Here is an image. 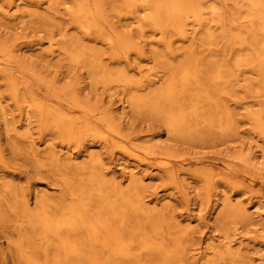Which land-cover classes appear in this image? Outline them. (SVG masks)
<instances>
[{"label": "rangeland", "instance_id": "rangeland-1", "mask_svg": "<svg viewBox=\"0 0 264 264\" xmlns=\"http://www.w3.org/2000/svg\"><path fill=\"white\" fill-rule=\"evenodd\" d=\"M8 1L0 0V264H24L15 246L20 234L16 217L9 211L16 199L30 211L43 202L73 200L59 175L49 170L52 158L70 166L75 178L78 166L91 167L96 161L106 177L124 189L139 180L148 207L160 212L166 229L182 238L184 264H211L222 256L223 264H264V135L249 117L254 113L264 117V77L244 73L239 84L222 95L237 122L232 136L200 126L194 139H177L162 119L135 113L123 90L96 88L87 69L62 61L60 46L70 38L102 52L105 66L123 68L136 81L149 76L150 70L159 71L152 58L154 49H162L156 38L149 34L144 42L135 21L114 18L110 2L121 0H106V16L117 23L120 33L133 37L145 55L132 54L120 63L109 60L106 45L70 23L71 0H39L40 6ZM56 1L60 5L54 6ZM217 2L228 19L235 16L232 0ZM52 34L54 47L49 42ZM187 46L189 42L174 45L179 52ZM152 77L160 82L140 94L152 93L164 75ZM58 90L76 93L97 112L113 115L121 135L57 98ZM23 97L38 99L46 107L59 106L72 117L95 124L104 138L87 131L77 142L66 140L47 130ZM238 209L250 215L248 221L240 218ZM228 254L237 258L230 261Z\"/></svg>", "mask_w": 264, "mask_h": 264}, {"label": "bare ground", "instance_id": "bare-ground-1", "mask_svg": "<svg viewBox=\"0 0 264 264\" xmlns=\"http://www.w3.org/2000/svg\"><path fill=\"white\" fill-rule=\"evenodd\" d=\"M21 1L40 6L39 0ZM71 1L70 23L87 37L106 45L113 63L129 59L132 54L145 55L133 37L120 33L117 23L107 18L106 0ZM217 1L110 2L114 18L135 21L139 39L146 42L150 34L162 47L152 51L159 71L150 70L149 76L140 81L123 68L110 70L103 64L102 52L70 38L60 46L62 61L87 69L96 88L123 90L135 113L162 119L174 138L192 140L200 126L232 136L237 122L222 95L238 85L244 73L264 77V0H232L235 16L231 19L222 13ZM55 5L60 3L56 1ZM58 26L61 28L62 24ZM189 28L195 34L193 37ZM49 42L53 47L57 44L55 35L50 36ZM181 42H189V46L179 52L174 45ZM159 72L164 75L160 86L152 93L140 94L160 82L152 77ZM11 86L15 88V84ZM47 87L53 90L51 83ZM56 95L94 116L112 134L121 135L113 115L97 112L76 93L68 95L58 90ZM13 98L20 103L14 90ZM22 99L47 130L57 131L68 141L77 142L87 131L104 138V131L98 126L72 117L59 106L46 107L38 99ZM249 117L264 135L262 113ZM97 165L95 161L91 167L78 166L75 178L70 166H62L52 158L47 166L69 188L72 202L47 201L39 204L36 211H30L19 199L9 206L20 233L15 246L24 264H184L182 238L174 236L171 228L166 229L160 212L148 207L139 191L140 181L133 180L124 189L109 180ZM237 213L244 221L249 220L245 210L238 209ZM228 257L230 261L237 258ZM224 262L222 256L211 264Z\"/></svg>", "mask_w": 264, "mask_h": 264}]
</instances>
